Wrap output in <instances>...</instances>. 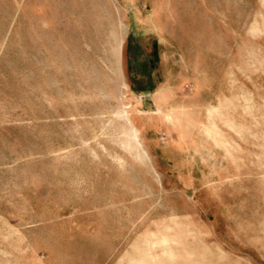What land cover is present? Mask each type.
Instances as JSON below:
<instances>
[{"label": "rangeland", "instance_id": "obj_1", "mask_svg": "<svg viewBox=\"0 0 264 264\" xmlns=\"http://www.w3.org/2000/svg\"><path fill=\"white\" fill-rule=\"evenodd\" d=\"M133 258L264 264V0H0V264Z\"/></svg>", "mask_w": 264, "mask_h": 264}, {"label": "bare ground", "instance_id": "obj_2", "mask_svg": "<svg viewBox=\"0 0 264 264\" xmlns=\"http://www.w3.org/2000/svg\"><path fill=\"white\" fill-rule=\"evenodd\" d=\"M128 119V118H127ZM131 125V124H130ZM129 137H130V135H129ZM132 138V137H131ZM167 241H166V239L164 238L163 240H162V243H166ZM167 252H169V254H171V251L169 250V251H167ZM172 255V254H171ZM131 261H133L132 263L133 264H147V260L145 259V258H133V259H131Z\"/></svg>", "mask_w": 264, "mask_h": 264}]
</instances>
